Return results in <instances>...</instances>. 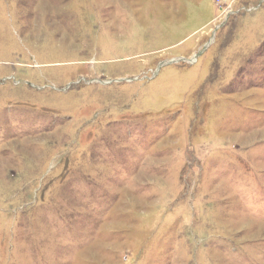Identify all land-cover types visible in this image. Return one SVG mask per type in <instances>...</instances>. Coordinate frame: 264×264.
Returning <instances> with one entry per match:
<instances>
[{"label":"rangeland","instance_id":"rangeland-1","mask_svg":"<svg viewBox=\"0 0 264 264\" xmlns=\"http://www.w3.org/2000/svg\"><path fill=\"white\" fill-rule=\"evenodd\" d=\"M0 264H264V0H0Z\"/></svg>","mask_w":264,"mask_h":264}]
</instances>
